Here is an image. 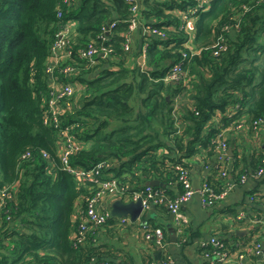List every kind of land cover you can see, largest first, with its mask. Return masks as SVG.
<instances>
[{"label": "trees", "instance_id": "1", "mask_svg": "<svg viewBox=\"0 0 264 264\" xmlns=\"http://www.w3.org/2000/svg\"><path fill=\"white\" fill-rule=\"evenodd\" d=\"M199 3L141 0V23L165 37L149 34L138 53L145 67L131 68L124 47L132 35V4L125 0H0V190L14 186L0 206V264L103 260L98 248L86 247L96 230L82 241L78 234L98 183L79 184L63 169L59 129L44 124L52 79L83 86L59 117L62 129L73 126L83 144L70 166L90 170L108 163L101 177L117 179L129 193L145 192L146 183L159 180L165 188L153 189L168 200L181 193L177 166L188 168L187 161L204 152L212 157L224 130L245 119L253 127L264 116V0H210L205 11ZM184 16L194 19L191 36ZM69 21L76 24L72 57L62 67L78 73L70 79L55 71L51 79L55 36ZM90 46L110 52L92 65L78 56ZM175 65L180 72H173ZM260 160L253 172L238 176L264 168ZM214 171L207 184L219 192L229 183L222 176L227 166ZM263 239L264 227L250 249ZM224 246L213 256L228 254Z\"/></svg>", "mask_w": 264, "mask_h": 264}, {"label": "crops", "instance_id": "2", "mask_svg": "<svg viewBox=\"0 0 264 264\" xmlns=\"http://www.w3.org/2000/svg\"><path fill=\"white\" fill-rule=\"evenodd\" d=\"M147 36L150 35L142 22L130 37L127 65L131 68L136 64L145 67V56L138 53L145 49ZM55 64L56 59L50 58L49 66ZM77 90L81 93L83 86H78ZM221 139L227 145L224 163L231 191L223 201L212 206L204 204L200 191L221 163L219 151L216 149L212 157L204 152L189 159L190 180L196 194L182 205L187 218L184 235L178 233L167 199H164L161 206L143 210L135 222L130 217H110L106 225L95 231L94 243H88L86 247L98 248L103 259L117 264H161L166 258L174 264H264L263 259L253 255L250 249L261 237L264 227V174L260 178L251 174L246 179L238 176L241 171L253 172L260 159L264 158V128L254 129L245 119L237 128L224 130ZM237 161L239 166L234 174ZM173 189L177 194L176 186ZM255 195L259 200L252 199ZM114 200L111 196L103 197L98 204L99 210L110 214ZM144 226L163 229L166 238L164 248L154 240L145 239ZM212 238L226 245L229 252L224 259L215 261L213 249H216L208 245ZM207 250H211V254Z\"/></svg>", "mask_w": 264, "mask_h": 264}, {"label": "built area", "instance_id": "3", "mask_svg": "<svg viewBox=\"0 0 264 264\" xmlns=\"http://www.w3.org/2000/svg\"><path fill=\"white\" fill-rule=\"evenodd\" d=\"M127 3L132 4V7L130 9L131 16L127 20L130 24V31L131 34L140 26L141 20L138 15L139 10V0H125ZM210 0H199V7L204 9H208ZM66 4L73 3V0H65ZM63 16L62 12L59 11L57 14L58 18H61ZM185 20V27L186 32L191 36L194 30V19L188 18L184 16ZM75 22L69 21L65 25H63L62 29L56 34L55 36V42L52 46L51 52L52 56L51 58L56 59V64L52 67L49 66L48 62V68L47 71L52 79L53 74L55 71H58L62 74H64L67 78H74V76L78 73V70L74 67L67 66L63 68V63L72 57V51L70 49V39L72 34L74 33L75 29ZM114 23L111 25V27H114ZM146 29V27H145ZM110 30L108 27L106 28V34H108ZM149 34L157 35L161 38H164L165 35L161 31L158 30H151ZM130 37L128 39L127 44L125 45V50L128 52L130 50ZM188 49L193 50L190 47V44H187ZM110 52V50H104L102 53H99L97 49L90 46L87 50H81L79 51V57L84 60H89L92 65L96 64L95 61L96 56L106 57V55ZM216 55L218 52L215 53ZM186 57V55H184ZM180 65H175L173 68V72H180ZM78 83L76 81L74 83H61L56 82L52 79L51 81V87L53 89V98L50 100L47 110L44 114V124L45 125H51L57 129H59V152L60 157L63 164V169L67 171L68 173L72 174L77 182L79 184H83L84 182H94L98 183L99 190L95 193V196L92 197L88 201L87 210L84 213L83 216V223L81 224L79 228V240L82 241L85 238V235L87 232L90 231V229L97 230L99 227H102L109 219L110 214L108 212L100 211L98 208V204L100 200L103 197L111 196L115 200L121 199L124 202H130V201H137L139 198L142 199V205L143 210L149 209L152 206H158L161 204L164 200V196L162 195V191L160 190H154L153 187H147L145 192H133L129 193L127 187H122L118 180L115 178H108L103 179L100 175V171L102 169L108 168V163H99L96 166H94L90 170H86L83 168H73L69 164V159L71 156L78 152L81 148H83V144L79 142L75 135L72 133L73 126L64 127L62 129L61 127V120L59 117L66 111V109H70L73 104L72 101H70L73 96L77 92ZM63 102V103H62ZM254 129H261L264 128V116L259 118L258 120L254 121L253 123ZM227 149V145L224 142H220L218 145L217 150L219 151L218 158L221 161L220 164L225 166L224 158H225V152ZM30 154H27L24 156L29 157ZM176 169L179 170V180L178 183L181 186V193L174 199V200H166V203L168 205V208L171 212V214L174 217V224L175 227L181 235H184L185 233V226L187 224V218L184 215L182 211V205L186 202H188L195 194L196 191L192 187V183L190 180V174L189 169L187 167L177 166ZM264 174V168H261L257 173L251 174L255 178H260ZM222 176H227L226 172H222ZM249 175L242 176V179H246ZM10 188H14V186L5 187L0 190L1 194V200H0V206H2L5 203V198L10 196L8 195V191ZM231 185L228 183L223 190L216 192L213 189L208 187V184L205 183L203 186V189L200 191V195L203 197V203L212 206L217 202L223 201L226 199V197L229 195V192L231 191ZM254 197H252L253 199ZM262 224L264 226V219L262 220ZM144 237L148 240H154L155 243L161 247L164 248L166 244V238L163 229L161 228H151L148 226H144ZM208 245H211L215 247L216 250L223 249L225 246L224 244L218 240L217 238H212L211 241L208 243ZM252 253L255 256L260 257L264 261V239L261 244H257L255 248L252 249ZM215 258L218 260L224 259L226 253H221L219 251H216ZM85 264H117L114 262H111L109 260L103 259V260H96L93 259L92 261L85 263ZM161 264H174L171 259L166 258L162 261Z\"/></svg>", "mask_w": 264, "mask_h": 264}, {"label": "water", "instance_id": "4", "mask_svg": "<svg viewBox=\"0 0 264 264\" xmlns=\"http://www.w3.org/2000/svg\"><path fill=\"white\" fill-rule=\"evenodd\" d=\"M110 24V23H108ZM231 151V150H230ZM147 187H162L165 188V185L159 180H151L146 183ZM143 212L142 199L139 198L137 201L124 202L121 199H116L112 202L110 208V216L114 218H125L130 217L133 222H135ZM172 233L174 232L171 229ZM174 241H176L175 237Z\"/></svg>", "mask_w": 264, "mask_h": 264}, {"label": "rangeland", "instance_id": "5", "mask_svg": "<svg viewBox=\"0 0 264 264\" xmlns=\"http://www.w3.org/2000/svg\"><path fill=\"white\" fill-rule=\"evenodd\" d=\"M186 102H188V100H185V102H184V103H186Z\"/></svg>", "mask_w": 264, "mask_h": 264}]
</instances>
